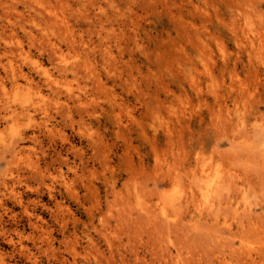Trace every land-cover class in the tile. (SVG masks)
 <instances>
[{
    "label": "rangeland",
    "instance_id": "1",
    "mask_svg": "<svg viewBox=\"0 0 264 264\" xmlns=\"http://www.w3.org/2000/svg\"><path fill=\"white\" fill-rule=\"evenodd\" d=\"M0 264H264V0H0Z\"/></svg>",
    "mask_w": 264,
    "mask_h": 264
},
{
    "label": "bare ground",
    "instance_id": "2",
    "mask_svg": "<svg viewBox=\"0 0 264 264\" xmlns=\"http://www.w3.org/2000/svg\"><path fill=\"white\" fill-rule=\"evenodd\" d=\"M208 179H209V180H207V184H208V182L210 181V178H208ZM212 181H214V179H212ZM212 181H211V183H212ZM211 183H210V184H211ZM207 184H206V186H207ZM203 186H204V184H203ZM203 186H202V187H203ZM212 187H213V186H212ZM203 189H204V188H203ZM207 189H209V187H206V188L203 190V191H204V193H207V192H206V190H207ZM209 190H210V189H209ZM201 191H202V189L200 190V193H201V195L203 196V199H204V197H205V199H204V200H206V199H207V197H208V195H209V193H210L211 191H210V192H208V195L206 194L207 196H206V195H204L203 191H202V192H201ZM207 191H208V190H207ZM206 201H207V200H206Z\"/></svg>",
    "mask_w": 264,
    "mask_h": 264
}]
</instances>
